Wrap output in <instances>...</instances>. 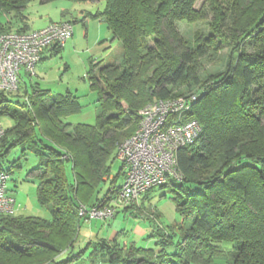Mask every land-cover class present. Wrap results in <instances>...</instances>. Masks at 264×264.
Wrapping results in <instances>:
<instances>
[{"label": "trees", "instance_id": "16d2710c", "mask_svg": "<svg viewBox=\"0 0 264 264\" xmlns=\"http://www.w3.org/2000/svg\"><path fill=\"white\" fill-rule=\"evenodd\" d=\"M71 1L103 3L84 18L105 23L121 43V60H88L90 87L98 93L93 123L67 120L83 108L68 91L52 94L36 81L18 83L12 93L0 90V119L13 121L0 138V169L18 167L2 166L15 147L36 156L27 173L36 180L37 204L52 209L49 219L0 212V264H68L82 220L76 207L99 204L107 194L111 199L119 189L114 183L122 168L107 189L103 185L117 146L139 123L138 111L158 99L193 94L182 120L196 119L201 129L176 152L182 180L160 185L169 188L180 220L147 234L153 247L102 237L98 248L105 264H264V0H207L209 31L196 30L188 39L176 23L204 18L196 0ZM28 2L0 0V32L29 30ZM217 40L229 45L228 62L200 83L195 64ZM11 97L20 109L9 105ZM62 253L71 255L58 261Z\"/></svg>", "mask_w": 264, "mask_h": 264}, {"label": "rangeland", "instance_id": "374dc122", "mask_svg": "<svg viewBox=\"0 0 264 264\" xmlns=\"http://www.w3.org/2000/svg\"><path fill=\"white\" fill-rule=\"evenodd\" d=\"M102 8L103 3L97 1L51 0L41 3L39 0H29L24 9L28 29H37L46 26L49 21H59L60 19H68L73 23V35L62 45L61 49L58 52H50L43 48L41 50L42 59L36 64L34 74H29L24 68H21L20 77L22 79L19 81L20 85L23 84V81L27 85L37 81L43 87L50 86L52 94L66 91L72 93L83 107L80 113L67 117V120L72 123L94 122L98 93L90 87L87 73L88 59L91 57L94 62L100 61L101 65L118 63L121 60V43L118 39H112L111 32L106 28L105 23L92 17L84 18L85 12L94 13ZM195 8L204 13L203 19L192 23L185 21L176 23L177 29L186 39L192 37L196 30H201L204 33L209 31L208 20L212 14L207 0H196ZM76 17L77 21L75 20V22L74 18ZM149 44H152V40H149ZM216 44L218 47L215 46L208 56L195 64L200 83L205 82L209 75H214L226 67L231 53L230 47L222 40H217ZM97 72L95 73L97 74ZM100 82L102 85L101 79ZM20 93H23V90ZM20 99L22 100L23 96ZM9 105L17 109L21 108L14 102L13 97H11ZM0 121L5 128H9L13 124L12 119L8 116H3ZM20 150V147L11 149L2 161L4 168H10V164L13 162L18 165V167H11L10 178L7 182L8 195L15 200V204L19 203L18 205H20L14 214L49 219L52 209L50 206L37 204L36 180L27 173L28 169L36 165L38 158L28 150L24 155H21ZM121 166V161L115 158L111 165V173L114 175L119 172ZM68 175L70 176L69 169ZM122 177L123 175L120 174L117 179L118 185L122 182ZM148 193L149 199L145 201V210H124L123 206H117L115 216L109 220L88 219L82 216L77 241L71 252L75 256H70L71 260L68 264H105L106 255L101 253L97 244V240L102 237L105 239L115 237L120 243L133 241L138 246L153 247L154 240L145 239L147 232H143V230L147 231L149 228V230L157 231L158 228L178 222L181 216L175 211L170 200L169 188L158 185L151 188ZM109 202L110 198L105 195L99 206H107ZM137 205L139 206V204ZM88 206L87 204L86 207ZM78 207H76V211ZM147 207L150 211H146ZM220 244L232 247V243L221 242ZM80 248H86L83 253H80L81 256L77 255ZM71 253H62L57 260L68 259Z\"/></svg>", "mask_w": 264, "mask_h": 264}, {"label": "built area", "instance_id": "2783aa9c", "mask_svg": "<svg viewBox=\"0 0 264 264\" xmlns=\"http://www.w3.org/2000/svg\"><path fill=\"white\" fill-rule=\"evenodd\" d=\"M73 33L67 20L50 22L46 26L24 31L0 32V90L15 92L20 69L34 74L41 50L63 45ZM195 94L188 97L158 99L138 111L139 123L132 134L117 146L116 158L121 161L124 179L107 206L80 204V217L105 220L114 215L117 206L136 203L138 198L155 186L170 179L182 180L176 169L178 148L191 144L201 126L196 119L182 120ZM5 128L0 121V138ZM10 173L0 169V212L14 213L19 207L7 193Z\"/></svg>", "mask_w": 264, "mask_h": 264}, {"label": "crops", "instance_id": "0c3cea01", "mask_svg": "<svg viewBox=\"0 0 264 264\" xmlns=\"http://www.w3.org/2000/svg\"><path fill=\"white\" fill-rule=\"evenodd\" d=\"M85 13L87 14V12H85ZM86 14H85V15H86ZM85 18H88V17H85ZM61 20H68V19H60L59 21H61ZM75 20L77 21V17L74 18V21H75ZM99 20H100V19H99ZM76 21H75V22H76ZM82 21H84V20H82ZM50 22H54V21H49L48 24H49ZM105 26H106V25H105ZM72 27H73V23H72ZM106 28H107V27H106ZM72 35H73V33H72ZM111 35H112V34H111ZM111 37H112V39H114L113 36H111ZM46 50H49V47L46 48ZM46 50H45V51H46ZM50 52H52V51H50ZM120 54H121V49H120ZM41 58H42V55H41ZM90 58H91V57H90ZM90 58H89V59H90ZM89 59H88V60H89ZM91 59H92V58H91ZM40 60H41V59H40ZM40 60H39V61H40ZM36 82H37V81H36ZM46 87L49 88V90H50V92H51V87H50V86H46ZM70 122H71V121H70ZM121 168H122V166H121ZM120 174L123 175V177H122V182H123L124 174H123V172H121ZM120 174H119V176H120ZM114 175H115V174H114ZM114 175L110 172L109 175L107 176V178L104 177V178H105V184L103 185V188H104V189H107V188L109 187L110 181L113 179ZM119 176H118V177H119ZM118 177H116L114 185L120 186V185L122 184V182L120 183V185L117 184V179H118ZM104 189H103V191H104ZM107 195H108V194H107ZM107 195H106V196H107ZM148 195H149V193H147L146 195L144 194V195L140 196V197L138 198V201L136 202V204H141V205L144 207L145 201L149 199V198H148V197H149ZM101 196H102V192H101V194L99 195V197H101ZM101 199H102V198H101ZM18 204H19V203H18ZM173 205H174V204H173ZM19 206H20V205H19ZM174 209H175V206H174ZM157 211L161 214V212H160L159 210H157ZM148 230H149V228H148ZM148 230H147V231H144V230H143V232H147L146 234H148L149 232L152 231V230H149V231H148ZM86 241H88V240H86Z\"/></svg>", "mask_w": 264, "mask_h": 264}]
</instances>
